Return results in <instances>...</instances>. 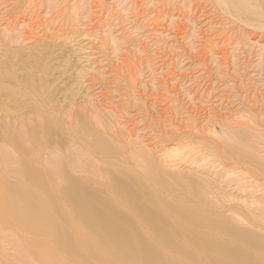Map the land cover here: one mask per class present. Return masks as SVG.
I'll use <instances>...</instances> for the list:
<instances>
[{
	"label": "rangeland",
	"instance_id": "374dc122",
	"mask_svg": "<svg viewBox=\"0 0 264 264\" xmlns=\"http://www.w3.org/2000/svg\"><path fill=\"white\" fill-rule=\"evenodd\" d=\"M249 3L250 11H242L230 0H0V264H104L89 249L111 246L109 242L73 238L84 257L77 261L54 242L51 228L27 220L25 213V224L40 231L32 236L35 246L26 240L31 237L26 226L14 218L24 210L9 206L20 197L9 191L8 183L32 186L23 173L27 164L40 172L61 171L53 177L64 181L68 157L45 153L38 165L34 155L50 146L69 155L88 147V138L79 141V148L67 144L63 128L72 117L79 137L94 123L110 125L126 137L131 134L139 149L159 162L178 160L190 143L231 139L235 130L244 136L230 140L233 149H247L253 130L260 131L263 146L264 0ZM48 118L54 132L44 138L39 131L43 135ZM92 157L72 163L76 168L93 166L98 161ZM162 164L164 170L204 175L189 162ZM247 169L259 167L254 163ZM161 180L166 189L161 182L160 190L157 184L145 186L168 202L186 201V194L174 191L180 186L174 181L182 183L183 177ZM261 190L253 196L264 212ZM227 193L237 196L230 189ZM120 209L129 214L131 208ZM118 244L130 259L129 246ZM107 256L109 261L116 258Z\"/></svg>",
	"mask_w": 264,
	"mask_h": 264
},
{
	"label": "bare ground",
	"instance_id": "6f19581e",
	"mask_svg": "<svg viewBox=\"0 0 264 264\" xmlns=\"http://www.w3.org/2000/svg\"><path fill=\"white\" fill-rule=\"evenodd\" d=\"M230 1L242 11L251 9L250 0ZM70 120L68 127L63 128L69 138L67 144L79 148V141L85 143L82 139L88 138L90 144L85 143L88 147L79 148L78 153L69 155L50 146L38 149L34 155L35 164L38 165L44 162L45 153L68 157L67 173H62L64 181L53 177L61 171L59 173L49 168L40 172L35 168L30 169L27 164L29 166H24L23 173L32 186L27 185V188L14 181L8 183L10 187L7 184L9 191L20 197V202L9 206L12 211L24 210L20 212L22 215L15 212L14 218L22 228L26 226L28 229L31 237H26V240L37 246V238L32 236L40 231L25 224L28 223L24 222L25 213L29 217L27 220L51 228V238L61 245L59 248L62 252L80 262H84V257L73 238L85 243L92 240L109 242L111 246L89 249V255L101 258L104 264H264V234H260L264 212H260L257 195L253 196L255 192L260 194V188L264 196L260 186V153H264V144L260 146L259 130L251 133L247 149L232 148L230 140L244 136L241 131L235 130L231 139L190 143V146L187 144L189 151L177 154L178 160L162 158L159 162L147 149L146 152L139 149L131 134L126 137L110 125L105 127L100 123L99 128L94 123L92 127L84 128L83 136L79 137L72 128L77 126L73 125L75 119L72 117ZM46 121L50 124L43 129V135L42 130L39 132L41 137L49 138L54 132L50 128L54 123L50 118ZM34 137L37 138L35 132ZM59 148L63 149L64 146ZM137 148L139 151H136ZM85 155L94 156L92 158L98 162L93 166L87 163L86 166L74 167L75 163L72 162L80 161ZM176 161L196 165L204 175L164 170L161 166V162L174 166ZM254 163L259 169L248 171L247 168ZM165 176L185 179L182 183L174 181L175 185H180L175 186L174 191L179 190L189 197L185 202H168L145 186V183L157 184L160 190L161 182L166 189V184L161 180ZM248 180L249 183H245ZM227 189L237 196L227 193ZM64 206L69 211H64ZM120 208H131L130 213H124ZM146 238L157 249L148 245ZM180 241L187 245H181ZM118 243L127 244L134 259L130 260L132 257L129 259L120 253ZM107 255L117 259L109 261Z\"/></svg>",
	"mask_w": 264,
	"mask_h": 264
}]
</instances>
